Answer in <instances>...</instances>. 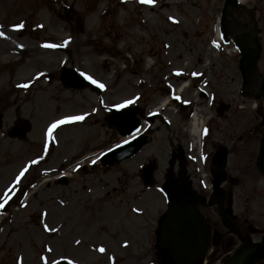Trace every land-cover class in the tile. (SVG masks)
<instances>
[{
	"label": "rangeland",
	"instance_id": "374dc122",
	"mask_svg": "<svg viewBox=\"0 0 264 264\" xmlns=\"http://www.w3.org/2000/svg\"><path fill=\"white\" fill-rule=\"evenodd\" d=\"M224 1L154 0L153 6H146L138 0L129 3L122 0H0V99L7 105H12L14 100L30 99L26 104L28 113L23 116L31 120L29 137L34 140L28 150L24 147L20 150L15 142L0 139V194L10 187V181L20 173L18 170L25 160L40 157L42 134L52 124L51 120L55 122L62 115L100 108L97 97L90 98L86 91L74 98L67 95L64 106L61 100L57 101L61 86L53 80L49 84L42 79L36 82L37 72L55 74L58 68L67 65L97 75L109 86L100 97L106 101L105 105H118L134 94H143L137 83L141 79L146 85L154 82L162 87L161 76L171 71L185 75L204 71L211 79L228 83L231 93L236 92L238 54H226L227 49L223 48L217 52L210 47L217 39L215 28ZM242 5L246 8L258 5L260 9L257 17L262 20L263 33L256 70L264 76V0H245ZM65 6L71 11L72 22L59 16V10ZM170 18L177 22L172 23ZM16 26H21L20 30H15ZM64 41H68L61 47L65 53L41 49L43 43L59 46ZM19 60L22 61L18 63L24 62L19 70L21 77L13 80L12 64ZM22 81H35V84L27 94L21 92L14 98L11 86ZM50 97L57 102L51 101L40 110L37 104ZM227 98L233 107L243 109V125L252 121L254 103L264 109L260 100L253 102L238 94ZM71 101H74L72 108ZM99 111L100 116L87 123L58 132L60 141L71 138L74 144L69 147L66 143L60 144L27 174L26 185H22L7 213L0 217V264H56L59 260L71 264L112 261L114 264H159L154 231L158 217L166 209L159 191L168 169L166 143L159 155L147 147L146 156L153 153L158 164L155 185L148 190H144L138 178L139 166L147 163L145 155L109 169L98 165L73 174L68 187L45 177V171L58 169L64 159L71 160L68 151L75 154V160L90 153V149L97 152L119 140V137L114 140L113 136L106 137L100 128ZM202 114L205 123L210 113ZM179 119L182 128H187L185 119L181 116ZM96 120L98 125L90 128ZM10 124L6 122V127ZM192 165L199 169L195 161ZM253 182L241 191L237 212L264 232V182L260 179ZM30 183L35 187L19 201L21 191L28 190ZM46 227L49 231H45ZM258 239L259 236H252V240ZM98 248H104L105 253L101 254ZM218 263L216 257L210 261V264ZM258 264H264V260Z\"/></svg>",
	"mask_w": 264,
	"mask_h": 264
},
{
	"label": "flooded vegetation",
	"instance_id": "af4514ba",
	"mask_svg": "<svg viewBox=\"0 0 264 264\" xmlns=\"http://www.w3.org/2000/svg\"><path fill=\"white\" fill-rule=\"evenodd\" d=\"M257 7H254L256 11ZM259 35H261L259 30ZM236 39V36H233ZM187 78V77H183ZM157 80V79H155ZM169 85L159 87L158 83L151 82L148 87V93H144V96L140 100L133 104L134 107H139L143 113H145V119L141 120V129L143 133H147L149 138V144L141 149V154L145 159L147 158V147L150 146L153 149V153L160 154L162 143L166 142L169 147V154L172 158L176 151L182 150L184 157V163H191L192 150L190 147V138L185 129L180 130V124L178 117L181 113L184 117L189 116L191 111L198 106V109H202L204 113H210V116L206 119L205 130L206 138L204 141V147L200 150L198 159L200 158L203 165L205 183L210 184L212 182V174L215 173V167L213 162L218 151L224 153V174L225 180L221 184L222 197L220 200L213 202L211 200V189H202L198 186V173L191 167L187 170L186 178L190 184V200L189 205L195 207L204 217L205 223L210 231L219 233V240L224 242L227 236H233L237 232L242 235L246 234V228H249L251 224L249 218H242V214L237 212L238 201L242 199L241 191L244 187H249L253 184L255 179L258 182V170L256 168V160L258 153L259 139L264 131V115L259 121L260 111L257 109L251 112L252 121H249L246 125L242 124L243 110L239 107H233V102L228 101L227 97L235 94L239 97L242 95L240 82L236 84V92L231 93L228 90V83L219 82L217 79L200 78L197 81L190 82L187 90H183L181 95L188 99V105L182 107L181 111L177 105L171 103L170 106L164 107L161 104V100L164 97L174 95V90L179 85V80L173 77L168 80ZM235 82V80H234ZM236 83V82H235ZM204 85V86H203ZM198 88L203 89L205 95H200ZM90 95L95 93L91 90H86ZM64 92V93H63ZM79 91L69 90L62 87L61 100L67 105V95L74 98ZM231 94V95H230ZM197 96L196 99H193ZM233 100V99H230ZM70 102V105H72ZM202 104V105H201ZM14 113L16 115L15 121H19L21 118V108L25 107V104H21L16 100L13 101ZM76 105H74L75 107ZM27 107V106H26ZM161 116L165 117L169 124L165 125L158 117H152L148 119L153 112L160 110ZM4 112L0 106V120L2 121ZM219 116V118H218ZM89 125L90 128L98 125V121ZM103 129V126H100ZM81 128V127H80ZM78 128L77 130H79ZM104 130L106 137H112L115 139L114 133H109ZM165 133V135H164ZM164 135V136H163ZM90 142V139H87ZM153 144V145H152ZM153 153L149 155L147 160L152 159ZM203 157V159H201ZM170 171L174 162L171 161ZM67 170L66 168H63Z\"/></svg>",
	"mask_w": 264,
	"mask_h": 264
},
{
	"label": "water",
	"instance_id": "95a60500",
	"mask_svg": "<svg viewBox=\"0 0 264 264\" xmlns=\"http://www.w3.org/2000/svg\"><path fill=\"white\" fill-rule=\"evenodd\" d=\"M236 7L234 0H227L222 11V22L227 16L228 6ZM256 43V42H255ZM243 53L240 61L239 69L242 73L243 85L245 86L247 78L250 77L254 62L258 56V47L253 50L250 47L242 45L239 47ZM61 82L68 87H83L84 84L78 79L74 71L63 69L61 73ZM260 84L264 90V79ZM109 129H116L122 137L129 136L136 132L138 121H134L132 117H127L124 110L119 112L111 111V117L106 121ZM26 126L23 125L20 132L23 134ZM141 138H136L131 142H127L106 155L104 166H112L123 159L129 157L137 151L143 144ZM259 168L264 173V135L261 141V156L259 159ZM153 165L144 168L141 175L144 186L152 184ZM169 211L162 222V235L160 248L177 264H191L195 262L204 252L207 236L203 226L202 219L197 215L195 210L187 208L180 202L188 197V186L181 182L174 183L167 180L163 187ZM264 255V238L263 245L244 259V264H253L256 259Z\"/></svg>",
	"mask_w": 264,
	"mask_h": 264
},
{
	"label": "snow or ice",
	"instance_id": "6c2138e0",
	"mask_svg": "<svg viewBox=\"0 0 264 264\" xmlns=\"http://www.w3.org/2000/svg\"><path fill=\"white\" fill-rule=\"evenodd\" d=\"M138 3H141L143 5H146V6H153L154 5V0H138ZM171 22L172 23H176L177 21H175L174 19L170 18ZM20 27L21 26H16L15 30H20ZM2 35V34H0ZM68 41H64L61 45H59L60 47H63L65 44H67ZM42 47L44 48H47V49H54L56 48L58 45H55V44H43L41 45ZM215 46V45H214ZM79 75L85 80L87 81L88 84L90 85H93L95 88L97 89H100V90H104V85L102 83H99L97 80L93 79L91 76L83 73V72H80ZM175 75H181L180 73H176ZM19 87H22V88H27L28 85L27 84H23V85H19ZM173 99H180L179 97H175L173 96ZM132 103H134L133 100H128L124 103H121V104H118L115 106V110L117 112L121 111L122 109L126 108L128 105H131ZM152 115H155L154 113ZM84 116H71V117H67L65 119H61L59 121H56L54 123H52L49 128L47 129V139L48 140H52V135H53V132L55 129H57L58 127H60L61 125H65V124H71V123H75V122H79V121H82L84 120ZM136 132H139V129H136ZM205 134H206V130H205ZM128 141H125V143H127ZM201 159H203V157H201ZM32 164H36L38 163L37 160H33L31 162ZM28 165H26L21 171L20 173L16 176L15 178V181H14V185L15 183H19L20 180L24 177L25 173L27 172L28 170ZM13 185V187H14ZM11 195H12V190L9 189L7 191H5L4 193L0 194V207H3L4 203H6L10 198H11ZM23 206V205H22ZM45 231H49V229L46 227L45 228ZM77 243H79L77 241ZM98 251L100 252H103L104 249L101 248V249H98ZM69 264H71V262H69Z\"/></svg>",
	"mask_w": 264,
	"mask_h": 264
},
{
	"label": "bare ground",
	"instance_id": "6f19581e",
	"mask_svg": "<svg viewBox=\"0 0 264 264\" xmlns=\"http://www.w3.org/2000/svg\"><path fill=\"white\" fill-rule=\"evenodd\" d=\"M244 1L245 0H237V2H238V4H242V3H244ZM241 10H243L242 8H238L237 9V11H240V12H242ZM225 25H227L229 22L226 20V21H224L223 22ZM218 23H217V25H216V29H215V31H216V33L218 34ZM42 51V50H41ZM42 52H44V51H42ZM58 76H61V73H58ZM163 105H165V104H163ZM52 151V150H51ZM51 151L49 152V154L47 155V157L50 155V153H51ZM87 155H89V153H86V154H84V155H82L79 159H81V158H84V157H86ZM136 158L138 159V158H142V154H140L139 156H136ZM74 167V165H71V168H73ZM241 259H242V256L240 255V257H238L235 261H229V262H227L226 264H240V261H241Z\"/></svg>",
	"mask_w": 264,
	"mask_h": 264
}]
</instances>
